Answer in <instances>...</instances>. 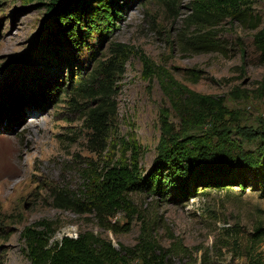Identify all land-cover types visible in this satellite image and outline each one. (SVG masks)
Wrapping results in <instances>:
<instances>
[{"label":"rangeland","instance_id":"rangeland-1","mask_svg":"<svg viewBox=\"0 0 264 264\" xmlns=\"http://www.w3.org/2000/svg\"><path fill=\"white\" fill-rule=\"evenodd\" d=\"M120 1L97 59H106L113 43L127 47L114 81L113 132L123 140L135 136L141 173L158 153L163 117L179 139L198 136L214 149L260 157L259 170L238 160L224 176L228 185L189 184L188 200L129 193L134 212L121 209L107 218L111 228L100 227L90 213L54 208L51 188L76 190L81 169L91 162L102 167L119 147L101 156L86 147L88 131L67 79L59 76L66 78L69 68L76 72L79 57L58 68L42 62L50 50L48 0H0V263L29 264L19 232L39 219L56 227L50 245L87 231L114 249L124 247L134 264L144 251L163 252L165 264H245L251 252L264 258V196L256 182L264 175V65L253 44V35L264 33V0H250L256 28L228 19L218 26L228 41L225 55L180 50L176 33L190 0ZM241 128L253 134L244 136Z\"/></svg>","mask_w":264,"mask_h":264},{"label":"trees","instance_id":"trees-1","mask_svg":"<svg viewBox=\"0 0 264 264\" xmlns=\"http://www.w3.org/2000/svg\"><path fill=\"white\" fill-rule=\"evenodd\" d=\"M121 6L120 0H48L45 51L50 50L48 57L41 58L47 67L51 64L53 68H58L61 63H69L79 57L80 65L76 72L69 68L66 78L61 74L59 76L62 81L67 79V87L74 95L72 106L80 112L82 125L88 131L86 147L98 156L119 147V155L111 157L102 167L97 168L90 161L91 166L82 168V184L76 190L50 189L54 208L77 214L90 213L103 228H111L107 218L121 209L134 212L129 193L142 192L162 200L169 195L188 200L191 196L189 184L193 188H223L229 184L224 178L229 166L238 160L243 162L248 159L250 167L257 171L260 160V157L251 159L244 156L237 149L231 152L228 147L226 151L214 149L208 140L203 141L198 136L179 139L169 130L166 117H163L160 120L162 132L158 153L149 170L141 173L139 144L135 136L130 134L128 140H123L114 136L113 132L116 115L114 81L123 72L127 47L113 43L110 55L104 60L97 59L99 45L113 29ZM185 8L176 38L180 50L188 53L216 52L225 55L228 41L219 37L217 32L225 19L238 21L249 29L259 24V18L250 14V0H190ZM253 44L264 65L262 30L253 35ZM141 59L144 67L148 68V60L143 55ZM89 63L92 64L89 72L82 73ZM240 133L244 136L253 134L245 128H241ZM199 165L202 168L195 171ZM256 182L260 196H264V175L257 176ZM55 229L53 221L47 219L22 227L19 236L29 264H131L124 247L114 249L108 241L87 231L78 233L74 238L62 236L50 245L49 238ZM112 230L115 228L112 227ZM132 254L134 256L135 253ZM136 256L139 264H165L163 252L158 257L150 251ZM246 258L245 264H264V258L259 253L251 252Z\"/></svg>","mask_w":264,"mask_h":264},{"label":"built area","instance_id":"built-area-1","mask_svg":"<svg viewBox=\"0 0 264 264\" xmlns=\"http://www.w3.org/2000/svg\"><path fill=\"white\" fill-rule=\"evenodd\" d=\"M64 236H66V235H64ZM69 237H72V236H69ZM75 236H73L72 238H74ZM131 264H134V263H131Z\"/></svg>","mask_w":264,"mask_h":264}]
</instances>
